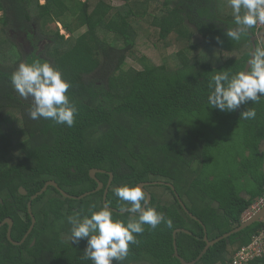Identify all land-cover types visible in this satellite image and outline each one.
<instances>
[{"label": "trees", "instance_id": "obj_1", "mask_svg": "<svg viewBox=\"0 0 264 264\" xmlns=\"http://www.w3.org/2000/svg\"><path fill=\"white\" fill-rule=\"evenodd\" d=\"M74 1L76 9L68 0H0V223L12 219V238L22 241L32 224L28 203L47 182L80 197L97 189L90 171L100 169L106 171L97 174L105 188L114 175L107 197L111 208L131 207L115 196L117 187L165 182L203 222L209 240L239 227L264 195V96L220 112L207 103L208 84L219 71L245 69L255 26L239 41L226 37L233 26L229 0H119L118 8L109 0ZM70 18L87 29L85 35L73 37ZM56 23L64 25L68 39ZM191 24L203 40V52L193 58ZM45 39L49 60L23 55L25 46ZM37 60L59 68L70 83L66 94L78 109L73 126L31 119L32 103L18 98L11 76L21 62ZM127 60L142 64V71L125 70ZM102 62L111 71L107 80L94 77ZM249 107L256 117L240 119ZM105 188L71 200L49 187L33 201L37 223L24 244L14 246L8 225L0 228V264H92L84 258L87 241L71 242L67 217L90 216L93 205L98 211ZM146 189L149 206L172 226L144 225L119 264H181L176 248L185 261L197 260L206 247L204 227L183 210L170 187ZM113 217L126 222L129 213ZM263 230L262 222L248 227L196 264H233L236 253ZM251 264H264V257Z\"/></svg>", "mask_w": 264, "mask_h": 264}, {"label": "clouds", "instance_id": "obj_2", "mask_svg": "<svg viewBox=\"0 0 264 264\" xmlns=\"http://www.w3.org/2000/svg\"><path fill=\"white\" fill-rule=\"evenodd\" d=\"M229 4L233 26L227 27L224 35L231 41H239L254 26L258 32L264 27L257 26L258 23L264 24V0H229ZM217 42H221L219 37ZM250 57L245 70L235 74L219 71L212 76L208 84L209 107L220 112H233L249 101L258 102L264 96V42L251 51ZM11 81L20 96L32 98L31 119H50L56 124L73 126L78 109L66 94L70 83L63 78L59 68L47 61L21 62ZM255 117L254 108L240 112V119ZM114 194L120 201L131 205L127 209L122 206V211L129 213L126 222L114 219L107 204L100 206L98 211L93 210L96 207L93 205L89 209L90 216L75 214L67 217L71 225V242L87 241L84 258L91 260L92 264H119L127 257L129 244L137 243L135 234L142 233L144 225L153 229L161 223L172 226V221L163 213L148 206L147 193L140 186L123 185L117 187Z\"/></svg>", "mask_w": 264, "mask_h": 264}, {"label": "water", "instance_id": "obj_3", "mask_svg": "<svg viewBox=\"0 0 264 264\" xmlns=\"http://www.w3.org/2000/svg\"><path fill=\"white\" fill-rule=\"evenodd\" d=\"M262 43L264 42V27L261 28L259 30V32L256 34V35H253L251 36L250 38V44H251V50L249 52V60H250V53L251 51L257 46V43ZM248 60V61H249ZM248 61L246 62V65H245V69L247 68L248 66ZM244 69V70H245ZM261 151L264 152V143L262 144L261 146ZM99 173H106V171L104 170H100V169H92L90 171V176L92 179H94L97 184H98V187L96 190L92 191V192H87L85 194H83L82 196L80 197H75V196H72L70 195L69 193L65 192L62 188L59 187V185L55 182V181H49L46 183V185L44 186V188L36 193L35 195H33L30 199V202L28 203V212L30 214V217H31V220H32V224H31V227L29 229V231L27 232V234L25 235V237L23 238L22 241L20 242H16L13 240L12 238V230H13V226H14V221L12 219H6L5 221H3L2 223H0V228L8 225V232H7V237H8V240L14 245V246H21L22 244L25 243V241L27 240V238L30 236V234L33 232L35 226H36V223H37V220H36V217L33 213V209H32V204H33V201L36 200L39 196L43 195L49 187H55L65 198L67 199H71V200H81V199H84L88 196H90L91 194H94V193H97V192H100L101 190H103L105 188L104 186V183L101 182L98 178H97V174ZM113 178H114V175L112 173H110V181L107 185V187L105 188V192H104V199H103V204H107V197H108V192H109V189H110V186L112 184V181H113ZM156 185H164V186H168L170 187L174 192H175V195L177 196L178 200H179V203L180 205L182 206L183 210L195 221L199 222L203 227H204V232H205V242H206V247L205 249L203 250V252L201 253V255L197 258V260L193 261V262H187L185 261L183 258H181V256L179 255L178 253V250L176 248V243H175V248H176V251H175V257L178 258L181 262V264H196L198 261H200L203 256L208 252V250L212 247H214L216 244H218L219 242L225 240V239H228L230 238L231 236L235 235V234H238L242 231H244L245 229H247L248 227H251L253 226L254 224L256 223H259L262 221V219L264 218V208H262V210L260 211L259 214L255 215L252 219L246 221V222H242V224L237 227L236 229L232 230L231 232L227 233V234H224L223 236L215 239V240H209L208 238V234H207V229L205 227V225L203 224L202 221H200L197 217H195L189 210L188 208L186 207V205L184 204V202L182 201V199L180 198L179 194L176 192V189L175 187L170 184V183H165V182H147V183H139L137 184V186H140L141 189L143 191H145L147 193V197H148V206L149 204L152 202V195L151 193L146 189L147 187H150V186H156ZM20 193L22 195H27V191L23 188L20 189ZM3 203V199L0 197V204ZM108 206V204H107ZM109 208H111L110 206H108ZM113 212L115 213H119V214H125V213H128L127 211H122V210H117V209H114V208H111Z\"/></svg>", "mask_w": 264, "mask_h": 264}, {"label": "rangeland", "instance_id": "obj_4", "mask_svg": "<svg viewBox=\"0 0 264 264\" xmlns=\"http://www.w3.org/2000/svg\"><path fill=\"white\" fill-rule=\"evenodd\" d=\"M87 0H79V2H86ZM110 2H112V4L118 8V7H121L123 6V3L120 2L119 0H109ZM176 1V0H175ZM41 3L44 4L45 3V0H41ZM68 3H69V7L71 9H76L77 7V3L76 1L74 0H68ZM170 6H173V4L171 3ZM226 8H229L228 7V4L225 5ZM1 13H0V17H1ZM66 24L69 25L71 27V29L73 30V37L75 38H79L83 35L86 34L87 32V29L85 28H82V29H78L77 27V23L76 21L73 19V18H70L69 21H66ZM2 25L0 24V29L2 28L1 27ZM54 27H56L58 29V31H60V34L62 36H65L67 39L70 37V35L66 32V30L64 29V25L63 24H54ZM190 30L195 34V40H194V43H195V51L192 52V54L190 55L191 58L195 57V56H198L199 54H201L203 52V40L200 38V36L196 37V28L194 27L193 24L190 25ZM249 32V31H248ZM46 39L43 41V42H40V43H35V45H37L36 47H24L25 50H23V55L26 56V54L30 55L32 53H37L41 58H44L45 60H49V57L47 55V44H46ZM23 44V42L21 43ZM205 45V43H204ZM21 50V49H20ZM235 58H238L239 57V54H236L234 53L233 55ZM125 70H129V69H136L138 71H142L143 69V66L142 64H139L137 62H133L131 60H127L126 63H125V66L123 67ZM111 71L108 72V68L106 66L103 65V62H102V67L100 68V70L96 73V75L94 76L95 79L99 80V79H105L107 80L108 76L110 75ZM17 96L18 98L23 102V103H32V98L31 97H28V98H25V97H22L19 95V93L17 92ZM161 201H163L164 199L161 197ZM164 201H167V196L165 198ZM139 264H148V263H139Z\"/></svg>", "mask_w": 264, "mask_h": 264}, {"label": "built area", "instance_id": "obj_5", "mask_svg": "<svg viewBox=\"0 0 264 264\" xmlns=\"http://www.w3.org/2000/svg\"><path fill=\"white\" fill-rule=\"evenodd\" d=\"M258 27L264 26V24H257ZM264 208V195L257 198L255 203L244 214L243 222L252 219L255 215L259 214ZM264 225V218L261 221ZM264 257V230L258 235H255L251 242L243 246L234 256L233 264H251L253 261Z\"/></svg>", "mask_w": 264, "mask_h": 264}, {"label": "flooded vegetation", "instance_id": "obj_6", "mask_svg": "<svg viewBox=\"0 0 264 264\" xmlns=\"http://www.w3.org/2000/svg\"><path fill=\"white\" fill-rule=\"evenodd\" d=\"M257 44H260V42H259V43H257ZM262 144H263V143H262ZM261 146H262V145H261ZM260 149H261V147H260ZM260 152H261V153H263V155H264V152H263V151H261V150H260ZM248 156H249V155H248Z\"/></svg>", "mask_w": 264, "mask_h": 264}]
</instances>
